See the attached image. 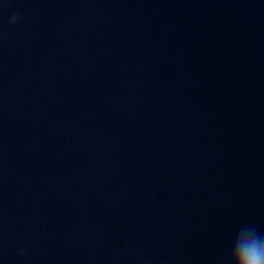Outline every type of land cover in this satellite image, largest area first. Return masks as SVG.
Returning <instances> with one entry per match:
<instances>
[{
  "label": "water",
  "instance_id": "1",
  "mask_svg": "<svg viewBox=\"0 0 264 264\" xmlns=\"http://www.w3.org/2000/svg\"><path fill=\"white\" fill-rule=\"evenodd\" d=\"M251 226L264 0H0V264H231Z\"/></svg>",
  "mask_w": 264,
  "mask_h": 264
},
{
  "label": "clouds",
  "instance_id": "2",
  "mask_svg": "<svg viewBox=\"0 0 264 264\" xmlns=\"http://www.w3.org/2000/svg\"><path fill=\"white\" fill-rule=\"evenodd\" d=\"M18 19V16H13L10 23ZM231 264H264V236L254 226L246 227L238 235L232 250Z\"/></svg>",
  "mask_w": 264,
  "mask_h": 264
}]
</instances>
